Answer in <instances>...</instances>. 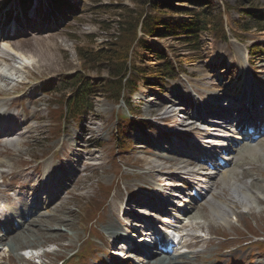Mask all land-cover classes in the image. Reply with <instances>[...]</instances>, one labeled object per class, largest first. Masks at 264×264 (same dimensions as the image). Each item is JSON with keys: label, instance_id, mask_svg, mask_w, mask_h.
I'll return each mask as SVG.
<instances>
[{"label": "rangeland", "instance_id": "1", "mask_svg": "<svg viewBox=\"0 0 264 264\" xmlns=\"http://www.w3.org/2000/svg\"><path fill=\"white\" fill-rule=\"evenodd\" d=\"M68 1L70 2L69 6L59 8L58 13L54 12L51 17H48L50 23L47 25L49 27L53 25V29L47 30V26L44 24L40 28L42 32H28V35L24 36L9 30L13 27L17 29V32H20L21 26L27 23L26 16L22 20L15 18L13 21L12 18L8 19V16L2 15L8 9H20L19 3L16 0H11L10 4L3 6L4 0H0V37H5L0 42V90L12 93L16 88L18 89L16 87L18 82L26 83L36 78V90L38 91L36 96L40 98L35 105H32L30 100L23 101V104L26 105L25 109L30 110L29 116L37 115L38 119H33L27 126L30 130V138H21V141H17L19 144L13 141L0 145V162L4 163L0 166V173L5 171L13 175L20 169L30 167L29 175H26L25 178L33 179L34 175L31 177V173L38 162L42 163L40 167L45 163L49 164V162L54 164L51 160L53 151L60 148V140L64 135L60 134L58 138V135H55L54 124L46 107L50 102L56 103V100H59L58 97L63 88L60 85L61 76L65 74L71 75L84 69L86 72L84 76L94 81L105 78L107 75H109V80H117L106 65L117 66L115 63H121L125 56L128 58L127 68L133 64L138 67L139 71L142 69L147 78L146 81L139 80L138 91L130 97L127 95V101L137 110V117L143 119L151 117L153 121H156V124L149 126L147 130H143L141 124H127L120 131V125L115 119L117 107L99 91L105 87L106 82H101V85L95 84L96 93L99 91V94L91 97L93 103L91 110H88L90 111L88 117L82 118L83 115L87 116L85 113L82 116L70 118L66 121L65 126V130H69V133L73 132V134H80L83 128L87 127L84 141L78 142L77 146L84 151L83 157L91 158L93 161L86 159L78 167L82 171L78 174V180L73 173V178L68 181L66 180L68 174H66L62 185L67 186L70 182L77 180L76 184L74 183L75 186L72 185L68 193H63L53 206L32 215L31 220L39 224L37 228L33 229V233L30 232L26 235L22 232L18 239H14L13 235V240L8 241L9 245L0 246V249L4 250L0 253L4 254L7 248L11 251V253H5L4 264H57L59 258H63L87 244L86 239L93 226L98 232V237L94 240L97 251L88 256L87 264H101L99 259H103L104 264H132L114 257L110 260L107 255L111 256L112 250H108L107 255L104 252L105 227L110 221L108 207L106 210H101L98 220L94 221L93 226L81 223L80 219L87 216L88 210H92L93 207L98 208L103 200L108 204L117 203L120 200L121 202L126 200L130 195L140 194H143L147 199L152 196L154 186L156 190L159 189L154 185L157 175H145L144 173L148 166L157 162L154 154L155 147L150 143L151 138L158 134L163 135L164 138L167 137L165 130L159 127H172L175 125L174 120L180 123L182 118L176 112L178 116L174 120L170 119V115L173 113L163 115L162 109L177 110V108L170 107L165 101L171 102L174 100V95L179 94L182 96L183 103L192 108L194 101L188 96L191 94V87L197 92L198 100L206 99V96L211 95L226 96L227 92L234 88L235 81L233 82L232 79L238 75L239 69L235 68L236 73L234 69H228L226 72L225 65L218 64L219 61L224 62L223 59L218 58V50L233 52L238 47L243 52V48L251 44L259 45L262 51L253 56L251 60L257 70L261 68L258 70L260 74L258 80L264 81V32L251 29L244 34L246 39L241 44L242 46L234 42L231 33L228 42L217 40L212 34L205 33L201 37L200 50L193 52L188 50L187 44L178 40L182 36L173 35L161 38L148 37L146 38V47H133V31H120L121 22H124L125 18H137L138 23L145 15L154 14L160 19H168L172 16L175 19H182L188 15H173L174 11L172 12L165 6L175 4L177 13L184 12L189 6L183 2H176V0H148L152 2L144 4H141V1L136 3L132 0ZM34 2L35 4L31 5L34 8L36 3L50 5L48 0H34ZM212 2L216 6L227 3L233 7L237 4L236 0H212ZM239 2L243 4L240 6V10L239 7L232 8L228 13H224L227 28L234 32H239L236 23L241 21V17L248 20L241 12L242 8L252 6L260 9L261 13L264 12V0H239ZM53 8L55 10L54 6L51 7V9ZM23 9L25 7H21V10ZM16 11L20 12V10ZM141 11L144 12L142 18ZM129 35L132 44L129 40L127 47V44L124 46V43L126 39L130 38ZM123 36H125L124 39ZM102 49L109 51L111 49L117 53V56H114L116 60L113 58L111 61V58L106 56L107 61L105 58L103 62H91L95 57L94 54ZM160 53L165 58L175 59L179 63L181 73L173 81L158 82V79L153 77L152 71L162 64L158 60ZM87 54L88 61L84 57ZM226 55L228 56L227 53ZM3 57L6 60H3ZM120 57H122L121 60ZM8 78H12V80H8ZM204 82H209L212 87L206 88L207 86L203 85ZM255 87L260 91L256 83H253V88ZM69 91L70 89L66 87L64 95H68ZM49 92L51 94L48 95ZM64 107L63 105L59 107L63 114ZM121 107L124 105L122 104ZM182 116L184 115L182 114ZM160 118H166L167 123ZM182 131H184L183 128L177 130V132ZM189 135L194 136L192 133ZM173 141V139H169L168 143ZM138 147H141L143 152ZM263 148L264 142L261 146L257 142L254 147L245 144L241 148L239 147V155L253 162L251 166L257 168L259 166V168L247 174V177L243 179L246 181L244 184H236L234 177V186L230 191L231 195L236 198L237 204L226 201L218 207L219 209H214L212 212L208 204L203 202L202 207L194 210L195 212L191 215L193 223H198L203 227L202 230H198V233L208 240L213 241L214 239L215 242L211 246L201 244L199 247L193 248L194 251L202 249L203 252L197 254V257L187 264H198L202 256H210L211 253L208 250L212 247V249H216L219 240H216L215 237L218 235L251 240V235L243 228V226H247L249 231L256 236H264V162H260L262 159L264 160V157L251 155L252 150L262 154ZM257 160L258 162L255 163L254 161ZM87 162L93 164L88 165ZM167 165L168 163L165 166ZM41 171L42 169L38 172ZM235 171L239 172L240 168H235ZM7 178L11 179L13 184L20 183L15 178L12 179L11 176ZM66 182L67 185H64ZM6 183L7 181L4 182V179H0V216L3 213L14 214L18 207L12 204L8 194L1 192V190L7 189ZM110 188L111 195L105 199L106 189ZM257 198H262L263 201L254 204L253 202H257ZM222 200L225 201L224 198ZM234 219L241 227H233L231 221ZM1 220L3 219L0 217ZM40 227L41 231H39ZM232 244L234 245L235 242L227 243L226 247L232 246ZM32 253L45 255L41 261L27 259ZM189 255L192 257L191 254ZM35 261L37 262L35 263ZM260 264H264V259L260 260Z\"/></svg>", "mask_w": 264, "mask_h": 264}, {"label": "bare ground", "instance_id": "2", "mask_svg": "<svg viewBox=\"0 0 264 264\" xmlns=\"http://www.w3.org/2000/svg\"><path fill=\"white\" fill-rule=\"evenodd\" d=\"M3 60H6V58L3 57ZM259 69H261V68H259ZM232 80L234 82L235 77ZM222 81H224V80H222ZM260 83H261V86L264 88V81L260 80ZM203 85L207 86L206 88L212 87V85L209 82H204ZM30 88H31L30 86L23 84L20 87H18V90L27 91ZM235 88H237V86H235ZM251 91H254V93L257 94V90H255V89L253 90L251 88ZM228 93L229 94H228V96L225 97V99H223L224 97H221L217 100L221 99V100L225 101V103H223L224 104L223 106L230 104V108L232 109L234 107V103L232 102L233 96L231 97V93H232V95L237 94V93H239L241 95L242 90H241V88H238V91H234V93L231 91ZM8 94L9 93L7 91L0 90V105H5V97ZM257 95H259V97L262 98L261 100H264L263 94H257ZM33 102H35V100H33ZM230 112L231 111H227V113L220 114L218 117H220V119H224L226 121L231 120V118H233V116L230 114ZM7 116H9L8 107L5 110L0 111V131H1V125L5 122ZM175 116L176 115H173V117H175ZM34 117H36V115L28 116L27 121L32 120ZM240 117L241 116H239L238 118H240ZM186 122L187 121L185 120L183 122V124L184 125L186 124V127H187V126H189V124ZM24 126H25V124H22V125L17 124L16 127L12 130L10 136L8 137V139H9L8 141L13 142L14 139L11 140L12 137L15 134H17L19 131L21 132L19 141H21L25 137L29 138L30 137L29 131L22 132V130L24 129ZM217 127H219V126H217ZM86 130H87V127H84L80 134H78V133L73 134V132L69 133L67 135V137L65 139H63V145L65 147L73 148V146H75V144L77 142L84 141V139H85L84 133L86 132ZM198 135L201 137L204 134H201V132H198ZM235 139L239 140L240 138L236 137ZM232 141H233V139H232ZM262 142H261V144H262ZM16 143L19 144L18 142H16ZM215 148L218 150L229 151V149H227L225 147H220L218 145H209L208 147H206L208 152L209 151L210 152L215 151ZM75 150H76V147H75ZM75 150H74V153H75ZM80 152L84 153L82 148L80 149ZM251 155L262 158V157H264V152L262 154H260L258 151L252 150ZM155 158H156L157 162H155L153 165H150V170H151L150 173L157 175L156 176V182L161 183L160 184L161 185L160 190L162 192V194H161L162 200L166 199V202L167 201L169 202V200H168L169 198L167 196L163 197V193H164V195L165 194L167 195V192L165 190H170V189H173L175 187L174 182L170 181L169 179L175 180V179L179 178L181 175L182 176H188L189 181H190V182H188V183H190L189 190L193 189L192 185L193 186H200L202 184H206L205 192H204V195L202 196V201L204 202V200L206 199L205 203L208 204V206L212 212H214L213 211L214 209L215 210L219 209L218 207L220 205H223L224 202H226V201H229L232 204L233 203L237 204L235 201L236 198L233 195H231V191H230V189L234 186V182L236 181L235 182L236 184L237 183L244 184L246 181H243V179L247 177V174L259 168V166H258V168L256 166H251L253 164V162H251L250 160H247L241 156L236 160L237 165L235 166V168H240L239 172L235 171V168L232 170H226V171L221 172L219 170V168H217V167L214 168V170H216V171L203 172L201 170L203 168H200V169L199 168H197V169L191 168L192 165L190 162H187L185 160H176V159L170 157L167 154V152L165 150H163L162 148H159V151L155 154ZM182 159H185V158H182ZM254 162L257 163L258 160L254 161ZM260 162L262 163V162H264V160L262 159ZM167 163H168V165L165 166ZM3 164H4L3 162H0V166H2ZM225 166H226V164H225ZM244 167H246V168H244ZM260 167H262V165H260ZM231 175H233V177H230ZM1 176L3 177V176H5V174L3 173V175L1 174ZM234 177H235V181H234ZM172 195H175V194H172ZM182 195H183V192H182ZM222 198H224L225 201H223ZM135 200H136L135 198H132L133 203L136 202ZM184 201H186L184 204L185 208L183 207V208H181L182 210H180L183 213L182 214L183 216L182 217L177 216L178 220L175 221V223L173 225L175 226V228L179 229L181 232H184L183 235L181 236V238L183 241H185L184 243H186L187 241L192 242V240H193V239H191V237L194 233L192 234L191 232H193L195 230H202L203 227L201 225H198V223L194 224L193 223V216H191L193 214L191 211L197 209L198 207H201V204L199 206V205H197V202H196V205L194 207H192V209H188L186 207V205L189 204V200L184 199V200H181L180 202L182 203ZM256 201L257 202H253V203L258 204L261 201H263V199L257 198ZM54 202L55 201L48 204L47 207L49 208L50 206H53ZM119 203H120V201H118L117 203L110 204L108 206L107 212H108V216L110 218V221H109L107 227H105V229H106V232H107L110 240L108 239L109 241H107V244L109 243L111 245H116L117 242H121V243H118V245H116V246H121L119 244H122V242H124L125 244L129 245L128 249L130 250V252H132L134 254H146L145 258H144L146 261L144 262V264H183L184 263V260L186 259L185 256H181V257H177V258L176 257L175 258L174 257L161 258L158 256V254H156L157 251H149L148 247L145 248V246H144V249H143L142 246L135 245L133 240L131 238L127 237L125 234L127 232V230L129 231V230H131V228H133L132 221H135L133 219L135 215H133V213L123 214V218L126 221V223H123V221H122L123 219L121 220L118 217V213H120ZM216 205H218V206H216ZM227 205H228V203L226 204V206ZM232 207H233V205H232ZM222 208H223V206H222ZM229 208H231V206ZM174 210L176 212L178 211L176 207L174 208ZM15 211H17V213H18V215L16 217V218H18L17 221H20V222L17 223L14 226V228H9V229L1 228L0 229V246L9 245L8 241L13 240V235H14V239L15 238L18 239L19 235L22 232L25 233L26 235H28V233H30V232L33 233L32 232L33 229H35V228H37V226H39V224H36L35 221L27 218V216L23 215L22 212H20L19 205ZM31 212H34V211H31ZM34 213H36V212H34ZM2 216L6 217L7 218L6 220H9L11 218L9 214L6 215L3 213ZM188 219H189V221H188ZM39 231H41V227H40ZM133 232H135V231H133ZM121 249H123L122 246H121ZM6 250H7V252L11 253V251L8 248L5 249V251ZM0 251H1V249H0ZM252 257H253V255L251 254L250 258H252ZM0 259H4V254L0 253Z\"/></svg>", "mask_w": 264, "mask_h": 264}, {"label": "trees", "instance_id": "3", "mask_svg": "<svg viewBox=\"0 0 264 264\" xmlns=\"http://www.w3.org/2000/svg\"><path fill=\"white\" fill-rule=\"evenodd\" d=\"M133 2H140L141 4H144L145 2H148V0H132ZM245 1V0H243ZM177 2H185V0H177ZM187 2L189 3H196L197 7L191 11H186L187 13H190L191 18L187 21H183V22H175V23H165L163 21L160 20L159 16L154 15H145L143 18V30L145 33H148L149 35H154V34H159V33H169L172 32L175 29H181L183 30V32L187 35H192L194 36V38L196 39V42L198 41V35L199 33H201L204 30H207L206 27L209 24V22L211 21L213 23V27L217 26L219 27V29H221V14H217V15H213L211 13V9L209 7L206 6L207 2H203L202 0H188ZM237 4L239 6H243V4H241L238 0ZM172 12H176L177 11V7L175 4H170L167 6ZM197 8H200L199 11H197ZM253 9L248 7L247 9H245V13L247 14L246 16H248L251 21L255 20L253 17ZM203 12V15H202ZM141 18L142 15L144 14L143 11H141ZM211 18V19H209ZM210 20V21H209ZM257 22V21H256ZM255 22V23H256ZM161 24V25H160ZM256 27L261 29L262 27L258 25V22L256 23ZM138 25V19L137 18H125L124 22H121V32L123 31H133V35H132V41L134 42L135 40V28ZM160 26V27H158ZM243 28L245 30H249L251 28L250 23H245V25H243ZM130 36V35H129ZM125 36H123L124 39ZM192 38V37H191ZM129 40L131 43V36L129 39L125 40L124 46L127 44H129ZM132 42V43H133ZM131 43V44H132ZM127 44V47H128ZM195 48V47H194ZM87 55H84L85 59L87 60ZM94 58L93 61L91 62H103V60L107 61V57L111 58V61H113L114 56H117V53L113 52V50L110 49L109 50H105L102 49L101 51H99L98 53L94 54ZM107 56V57H106ZM122 57H120L119 59L121 60ZM116 60V58H114ZM88 61V60H87ZM127 58L124 56V58L122 59L121 63H115L114 66L112 64L106 65L108 70L113 73L114 78H117V80H108L107 81V85L106 87H104L105 92L112 94L111 96L113 98H116V96L119 93V87L121 84V78L123 77L122 74H125V70H126V64H127ZM112 63V62H111ZM166 74V73H165ZM121 77V78H120ZM77 83L81 81L80 77H76L74 79ZM87 85V84H85ZM83 86H80V89H82ZM74 98H72L71 102H74ZM74 109L71 108V111H73ZM70 111V112H71Z\"/></svg>", "mask_w": 264, "mask_h": 264}]
</instances>
